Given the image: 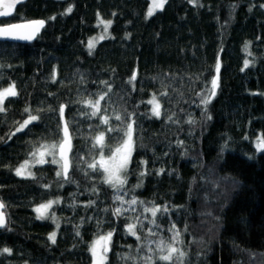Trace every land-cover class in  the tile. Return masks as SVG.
Wrapping results in <instances>:
<instances>
[{
  "label": "trees",
  "instance_id": "trees-1",
  "mask_svg": "<svg viewBox=\"0 0 264 264\" xmlns=\"http://www.w3.org/2000/svg\"><path fill=\"white\" fill-rule=\"evenodd\" d=\"M150 4L26 0L12 16L0 19V25L46 21L31 43L0 41V88L15 82L19 92L0 113V200L7 205L10 229H0V248L13 249L11 256H0V264H92L89 245L113 229L107 264H143L139 257L155 247L147 240H168L173 223L182 232L180 247L189 264H264V150L256 148L257 137L264 136V0H167L163 10L146 19ZM69 6L71 13L63 14ZM98 13L112 21L110 38L100 40L89 55V39L104 34ZM218 58L219 87L205 108L201 100L217 76ZM246 59L252 63L244 68ZM134 72L137 79L129 84ZM101 81L112 85L108 111L102 113L112 117L111 126H122L115 112H134L138 122L124 188L116 192L100 182L101 175L86 178L79 170H70L75 183L59 187L52 164L33 167L35 180L17 176L15 168L29 159V152L41 144H59L61 104L73 137L70 157L85 156L90 163L99 156L91 150V138L105 126L82 116L80 101L107 91ZM165 90V114L157 119L146 102ZM25 107L42 119L16 132L28 118ZM50 107L55 115L47 111ZM189 119L195 123L188 124ZM121 142L122 133L107 140L113 150ZM74 163L87 169L86 163ZM142 171L147 174L140 176ZM138 183L142 186L136 188ZM47 184L53 187L45 189ZM114 194L125 201L135 196L145 205L125 203L126 215L113 216L102 210L119 206ZM57 198L61 203L52 211L58 229L51 219L37 220L33 211ZM89 200L97 203L86 208ZM154 205L169 207L168 213L158 214L159 227L149 224L151 214L144 211ZM136 216L145 225L137 230L140 240L126 232ZM97 220L103 221L100 228ZM149 228L156 235L148 236ZM53 231L55 244L48 239ZM126 255L136 259H123Z\"/></svg>",
  "mask_w": 264,
  "mask_h": 264
},
{
  "label": "snow or ice",
  "instance_id": "snow-or-ice-1",
  "mask_svg": "<svg viewBox=\"0 0 264 264\" xmlns=\"http://www.w3.org/2000/svg\"><path fill=\"white\" fill-rule=\"evenodd\" d=\"M199 0H189V3L198 4ZM24 3V0H0V17H10L12 16V9L16 7L17 4ZM167 3V0H153L152 4L149 7L148 12L146 13V19L152 16L157 10H163L164 5ZM260 7H264V5H260ZM251 10V9H250ZM72 6H69L65 13H71ZM98 21L100 24L104 26V35L90 38L87 44L89 55L93 53L96 48L97 43L100 40L110 38L108 34V28L111 26L112 21H104L100 19L99 13L97 14ZM49 19H55V17H50ZM45 20H30L22 23H14L8 24L6 26L0 27V39H11L16 41H32L38 38L41 29L45 27ZM250 42L245 43L244 50L247 52L248 45ZM251 55V53H249ZM252 62L249 60L244 61V68L250 66ZM3 67V65H0ZM220 62L219 58L217 59L216 64V72L217 76H214L211 81V88L208 90L207 94L201 100V103L206 106L211 102L212 98L216 95V90L219 87V73ZM244 69L242 68L241 71ZM3 74L0 73V80H3ZM53 81L56 80L55 72L52 76ZM137 79V75L134 72L132 77L129 79L128 83L131 84L133 81ZM102 85L105 86L107 91H101L98 94H89L90 98L84 99L80 101L84 105V109L81 110V115L84 116L87 120L99 119L100 125L105 126L104 131H100L92 137V151L99 152V156H93L90 163L87 162L85 156H76L70 157L69 153L73 152L72 145V134L70 132V122L64 119L65 116V105L61 104L59 107V120L63 123L62 132L63 136L59 142V144H41L36 147L33 151L28 153L29 159H26L23 163H21L18 167L15 168V174L19 177L25 179H36V174L32 171V168L36 165H44V164H52L57 166L56 178L57 180L54 183H58L59 187H63L65 183H75L71 179L70 170L74 173L75 171H83L84 176L86 178H91L96 175H101V183L103 185H107L112 188L114 191L118 192L123 189L124 186L128 183L127 175L128 166L132 161V153L136 147L134 140V133L136 132L138 122L135 119L136 113H127L126 115L121 112H115L114 119L122 122L121 127H112L111 120L112 117L107 114L108 111V101L109 94L112 92V85L109 81H101ZM54 95V94H49ZM95 95L96 98L92 99L91 96ZM199 95V93H197ZM19 96V92L16 88L15 82L9 84L6 88H0V113H5L7 111L5 105V101L9 98H15ZM168 96L167 90L160 92L159 94L153 93L150 100L146 103L152 106L151 115L156 117L157 119L161 118L162 115L165 114V110L161 104L162 100H165ZM104 102L102 104L101 102ZM11 102V101H10ZM90 109V111H87ZM38 112L44 111L43 109H38ZM52 112L55 115L56 110L51 107L47 110ZM24 113L27 114L28 118L23 121L16 128V132H22L25 129L29 128L33 122L39 121L42 119L39 115H33L30 107H25ZM143 115V114H142ZM208 119H211L209 116ZM168 120H172V117L169 116ZM188 124H194L195 121L189 119L187 121ZM100 125H96L98 128ZM89 127L92 128L93 125L89 124ZM122 133V142L119 143L118 146L113 150L108 144L107 140L112 138L113 134L120 135ZM15 135V133H13ZM11 138V137H9ZM183 141H178V146L183 145ZM227 145L225 144V147ZM58 148V155L56 149ZM257 151L264 150V136L257 137L256 141ZM111 152V155L106 156L105 152ZM46 157H50V159H46ZM74 160H79L81 163L87 164V169L80 168L79 165L74 163ZM142 164H147L148 161H141ZM161 172L164 170L161 169ZM147 173L141 172L140 176H144ZM159 174V173H157ZM63 180V183H60V180ZM142 186V183H138L135 185L136 188ZM45 189L53 187V184L43 185ZM93 193L98 192L96 187L91 189ZM112 199L114 201L119 202V206H115L113 208H104L102 211L111 212L113 216L121 217L125 216L129 209H125L123 204L127 203L130 206L135 205H145L144 201L138 200L135 196H133L130 200L125 201L124 197L118 194H114ZM61 203V199L57 198L55 200H49L45 203L38 204L35 206L33 211L36 213L37 220H47L51 219L53 223L56 225L58 229L60 227L59 218L55 215L54 211H52L54 205H59ZM97 201L89 200L88 204L85 205L86 208L93 207ZM72 206H75V202ZM7 205L0 200V229L10 230L8 229V215L6 212ZM131 211L135 212V207L131 208ZM145 212H149L151 214L152 219L148 222L149 224L156 225L158 214L164 215L169 212L168 206H159L154 205L153 207H144ZM89 220L93 219V217H89ZM134 223H129L126 225V232L129 235L136 236L137 240H140L141 237L137 235L138 228L142 229L145 227L143 221H141L139 216L134 218ZM103 224L102 220H97V227L100 228ZM187 229H185L186 231ZM113 231H110L104 235L97 236V239H94L93 242L89 245V251L92 254L93 264H107L108 262V253L111 249L112 244V236ZM172 233V236L165 240L163 238L158 239L156 241L147 240V244H155V247H148L149 255L139 257V259L143 262V264H189L187 257L188 253L184 251L180 245L184 243L182 240V232L176 228V225L173 223L171 227L168 229ZM76 235L79 236L80 232L77 228ZM148 236H154L156 233L152 230V228L148 229ZM56 231L49 233L48 239L52 244L56 243ZM13 254V249L4 247L0 248V256L2 255ZM123 259H136L132 256H124Z\"/></svg>",
  "mask_w": 264,
  "mask_h": 264
},
{
  "label": "water",
  "instance_id": "water-1",
  "mask_svg": "<svg viewBox=\"0 0 264 264\" xmlns=\"http://www.w3.org/2000/svg\"><path fill=\"white\" fill-rule=\"evenodd\" d=\"M26 0H24L25 2ZM20 4H17L16 7L14 9H12V14L15 12V9L17 8V6H19ZM0 10H3V9H0ZM2 18H8V17H0V19ZM30 20H41V19H30ZM30 20H24V21H19V22H14V23H22V22H26V21H30ZM14 23H9V24H14ZM8 24H3V25H0V27H3V26H6ZM42 31V29H41ZM35 40V39H34ZM34 40L32 41H16V40H11V39H0V41H8V42H16V43H31L33 42ZM65 119V118H64ZM61 125L63 127V123L61 122ZM61 127V129H62ZM62 131V130H61ZM62 136H63V132H62ZM69 156H70V153H69Z\"/></svg>",
  "mask_w": 264,
  "mask_h": 264
},
{
  "label": "rangeland",
  "instance_id": "rangeland-1",
  "mask_svg": "<svg viewBox=\"0 0 264 264\" xmlns=\"http://www.w3.org/2000/svg\"><path fill=\"white\" fill-rule=\"evenodd\" d=\"M150 1H151V4H152L153 0H150ZM151 4H150V5H151ZM103 30H104V29H103ZM98 34H100V33H98ZM101 35H104V34L102 33ZM101 35H98V36H95V37H97V38H98V37H99V36H101ZM8 86H9V84H8V85H6V86H5V87H3V88H6V87H8ZM23 162H24V161H23ZM23 162H22V163H23ZM92 264H93V262H92Z\"/></svg>",
  "mask_w": 264,
  "mask_h": 264
}]
</instances>
